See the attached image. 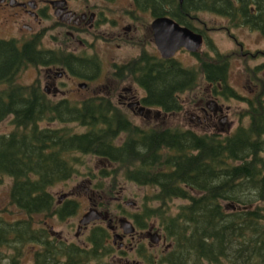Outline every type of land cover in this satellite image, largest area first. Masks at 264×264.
I'll return each mask as SVG.
<instances>
[{
	"label": "trees",
	"instance_id": "16d2710c",
	"mask_svg": "<svg viewBox=\"0 0 264 264\" xmlns=\"http://www.w3.org/2000/svg\"><path fill=\"white\" fill-rule=\"evenodd\" d=\"M132 1L139 10L170 16L196 31L201 30L194 25L196 12L209 11L226 16L231 25L244 24L264 35V0ZM40 42L39 33L23 42L0 38V84L5 85L0 90V122L10 117L12 124L10 132L0 133V176L11 177L10 202L27 216L13 222L0 218V247L15 249L0 256V262L6 256L10 264H19L18 245L26 242L41 246L34 252L35 264H88L110 252L103 225L90 230L88 247L52 237L44 226L33 227L37 214L61 220L75 214L78 202L67 198L56 203L49 188L76 174L80 155H91L110 165L100 169V176L115 180L120 173L153 188L129 216L140 229L156 223L169 246L158 256L139 249L145 262L264 264L262 84H256L258 91L241 113L247 123L240 121L233 132L143 126L130 120L111 96L96 93L81 100H52L38 80L18 83L17 76L29 66H65L83 77L99 70L96 57L81 59L42 48ZM193 54L198 64L184 66L175 57L162 58L142 49L127 63L115 65L113 76L131 79L142 88L140 104L155 114L179 112L181 94L195 89L200 77L214 95L239 96L227 82L228 55ZM87 66L90 73L80 71ZM43 122L63 125L41 126ZM174 200L183 202L173 209Z\"/></svg>",
	"mask_w": 264,
	"mask_h": 264
},
{
	"label": "rangeland",
	"instance_id": "374dc122",
	"mask_svg": "<svg viewBox=\"0 0 264 264\" xmlns=\"http://www.w3.org/2000/svg\"><path fill=\"white\" fill-rule=\"evenodd\" d=\"M40 3L43 4L42 1ZM2 6L0 1V38L29 39L36 34L30 33L29 29L22 27V24H29L41 34L40 47L62 52L72 51L76 55L97 58L99 70L92 77L90 75L83 77L85 79L70 74L57 76L56 72L48 79L45 68H39L37 71L33 67H26L19 73L18 83L30 84L38 80L41 88L45 89L46 94L52 100L62 97L81 100L84 97L100 93L111 96L113 101L121 106L128 118L139 125L176 126L192 128L198 132L213 130L225 134L233 132L240 121L243 120L244 124L247 123L246 116L241 115L244 108L248 107L245 98H252L259 89L256 84L260 87V81L264 82V35L244 24L231 25L226 16L209 11H198L194 25L197 29L202 30L200 32L205 37L198 52H206L212 56L217 51L229 56L227 82L239 96L225 98L214 95L212 86L200 77L195 89L181 94L182 109L179 112L167 115L155 114L153 110L146 113H144L145 110L140 112L133 102L135 99L141 98L144 94L143 89L131 79L116 78L113 76V72L115 64L127 63L136 57L142 49L159 54L149 29L152 21L151 15L136 12L130 0H70V6L75 10H86L88 6L97 13L100 12L98 18L100 21L96 28L82 26L83 30L75 31L59 23L63 19H57L58 16L52 9L49 10L51 15L42 17L41 22L38 23L29 15L14 14L18 8L8 9ZM127 26L130 28L125 29ZM71 32L75 36H71ZM209 44L213 45L215 51L210 48ZM174 57L184 66L198 64L197 57L185 49L179 50ZM57 71L60 72L58 69ZM52 81L54 82L52 83ZM4 87V84H0V90ZM262 90L264 103V87ZM10 119L9 117L0 122V133L11 131ZM62 125L58 122L41 123V126L51 127ZM69 125L75 130H84L76 123H69ZM80 158L82 163L76 164V174L49 188L56 202L60 196L75 199L78 202L75 214L62 220L55 215L44 217L43 214L34 215L32 219L34 228L44 226L52 232H49L52 237L88 247L85 242H87L90 230L96 225L106 226L107 223L95 220L86 225L81 224L80 219L84 213L93 207L101 213L106 212L108 217L116 219L123 214L131 221L129 215L139 210L144 196L150 194L153 188L128 181L120 173L115 180L111 176L102 177L100 169L110 168L109 164L91 155H80ZM11 184V177L0 176V218L6 222L27 218L22 210L10 202ZM182 202L174 200L173 209ZM78 225H82V227L79 229ZM84 226L86 227L84 228ZM152 228L151 231L160 232L156 229V223H153ZM109 239L111 242V236ZM157 243V245L148 248V252L154 256H158L169 246L162 240ZM153 244L155 243L153 242ZM116 246V244L111 246L110 252L103 258L90 260L88 264H126V262L131 264L137 260L144 263L138 253L129 251L128 246L123 248L124 251H119ZM18 247L21 251L19 264H35L34 252L41 246L26 242ZM0 252V256L6 255V253L10 255L15 253V249L2 245ZM0 264H10L9 258L7 259L5 256Z\"/></svg>",
	"mask_w": 264,
	"mask_h": 264
},
{
	"label": "flooded vegetation",
	"instance_id": "af4514ba",
	"mask_svg": "<svg viewBox=\"0 0 264 264\" xmlns=\"http://www.w3.org/2000/svg\"><path fill=\"white\" fill-rule=\"evenodd\" d=\"M0 1L3 5L2 7H4V8H8V9H10L12 7L18 8V11H14V14L22 13L25 15H29V17L33 18V20L38 22V23L41 22L40 20L42 19V17H44V16L47 17L48 15L50 16L51 13L49 10L52 9L54 11V14L58 16L57 19H59V18L63 19V20H60L61 22L58 20L59 23H61L62 25L64 24L68 28L75 30V31L83 30L82 26H87L88 28H89V26L91 28H96L98 26L99 21H100V19H98L100 16V12L97 13L93 8L88 7V6L86 7V10H82V11L75 10L70 6V0H0ZM41 1L43 2V4L40 3ZM130 1L132 3L133 9L136 12H140L143 14H149L152 17V20L154 18L158 17V16H153V14H152V12H150V10H143L142 11V10L137 9L136 6L134 5L133 1L132 0H130ZM22 27L24 29H27V30L29 29L30 33H33V34L38 33V31L34 30L32 25L22 24ZM129 28L130 27L127 26L125 29H129ZM149 29H150V31L152 33V37H153V32H152L150 25H149ZM200 31H202V30H199V32ZM70 35L75 36L73 32H71ZM202 35H203V33H202ZM203 37H204V35H203ZM11 38L17 39L15 37H11ZM17 40L20 42L25 41V39H21V38L17 39ZM67 53L78 56L81 59L84 58V56H82L81 54L76 55L72 51L67 52ZM153 53H156V52H153ZM29 67H33L37 71L39 68H45V71L47 72L48 79H50L53 76V74H56V73H57V76H62L64 74L65 75L70 74V75H73L75 77L83 78V76L73 74L65 66L52 65V66H29ZM29 67H27V68H29ZM57 69L60 70V72H58ZM80 69H81L80 71H82V72L90 73L92 71V69L90 67H88V69H84V68H80ZM83 79H85V78H83ZM53 82L54 81H52V83ZM260 82H261L262 86H264L263 80H261ZM42 89H43V91H45L44 88H42ZM245 100L248 104V99L245 98ZM133 105H135L139 109L141 107L140 106V99H135L133 102ZM201 108L204 109L203 107H201ZM143 110H145L144 113L148 112L146 107ZM67 198L72 199L69 197H67ZM67 198L66 197L62 198L60 196V199H58V201L56 203H62ZM121 217H126V216L121 214L119 217H117L115 219L112 217H108V215H107L106 218L102 217V218L98 219V221H102V222L106 221V223H107L105 227L108 230L109 237L111 236V238H112L111 242H110V239H108L109 243L111 244L110 246H113L114 244H116L117 245L116 248L119 251H124L123 248L128 246L129 251H133V252L135 251L136 253H138L140 255V256L139 255L138 256L142 259L143 255H141L139 253V251H140L139 249H143V250L148 252L149 247H153L154 245L158 244V243L153 244L150 242V236L148 234V231L150 229H153V228H152V226H149V227L144 228V229L137 228L135 226L133 220H131V222L133 223V225L135 227V230L132 233H125L123 231V228H121L120 223H119V219ZM81 227H82V225H78L79 229ZM85 227L86 226H84V228ZM49 232L52 233L50 230H49ZM115 235H117L116 238H114ZM162 238H163V236H162ZM165 243H166V241H165ZM79 247H81V246H79ZM112 248L114 249V247H112ZM142 262H144V263H140V261L137 260V261H133L131 264H150V263L145 262L144 259H142ZM126 264H128V263L126 262ZM151 264H154V263H151Z\"/></svg>",
	"mask_w": 264,
	"mask_h": 264
},
{
	"label": "water",
	"instance_id": "95a60500",
	"mask_svg": "<svg viewBox=\"0 0 264 264\" xmlns=\"http://www.w3.org/2000/svg\"><path fill=\"white\" fill-rule=\"evenodd\" d=\"M150 26L153 31L155 46L163 58H172L181 48L194 53L198 51L203 44V36L201 33L178 23L170 16H158L151 21ZM143 108L144 106H141L139 111L141 112ZM107 215L108 214L106 212L101 213L92 207L89 211L83 214L80 219V223L86 225L90 221H94L102 217L106 218ZM119 223L125 233L134 232V225L126 217H121L119 219ZM148 234L151 242H159L161 236L158 232H152L149 230ZM116 237L117 235L114 236V238Z\"/></svg>",
	"mask_w": 264,
	"mask_h": 264
}]
</instances>
